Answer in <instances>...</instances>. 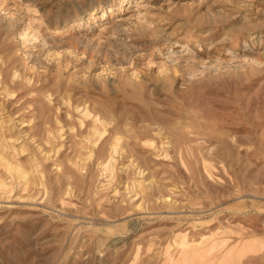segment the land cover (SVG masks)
<instances>
[{
	"label": "rangeland",
	"instance_id": "obj_1",
	"mask_svg": "<svg viewBox=\"0 0 264 264\" xmlns=\"http://www.w3.org/2000/svg\"><path fill=\"white\" fill-rule=\"evenodd\" d=\"M0 264H264V0H0Z\"/></svg>",
	"mask_w": 264,
	"mask_h": 264
}]
</instances>
